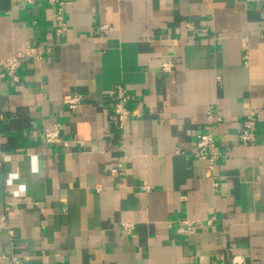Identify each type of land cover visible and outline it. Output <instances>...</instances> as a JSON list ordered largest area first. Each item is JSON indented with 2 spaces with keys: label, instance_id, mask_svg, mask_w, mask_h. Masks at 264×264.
<instances>
[{
  "label": "crops",
  "instance_id": "obj_1",
  "mask_svg": "<svg viewBox=\"0 0 264 264\" xmlns=\"http://www.w3.org/2000/svg\"><path fill=\"white\" fill-rule=\"evenodd\" d=\"M65 2L57 42L45 1L0 0V60L27 42L48 50L17 84L0 71V217L14 232L9 244L0 231V264H264V0ZM249 110L253 147L238 142ZM54 124L63 142L45 144ZM206 132L225 154L216 187L193 157Z\"/></svg>",
  "mask_w": 264,
  "mask_h": 264
},
{
  "label": "built area",
  "instance_id": "obj_2",
  "mask_svg": "<svg viewBox=\"0 0 264 264\" xmlns=\"http://www.w3.org/2000/svg\"><path fill=\"white\" fill-rule=\"evenodd\" d=\"M27 5H33L41 0H23ZM53 9V22H54V39L57 42L63 40L64 35L67 31L65 18L67 15V7L65 0H43ZM248 3H258L261 0H245ZM104 30L102 27L99 28V31ZM47 47L41 46L34 42H27L24 46V49L21 52L12 54L10 57L0 60V71L1 77L6 78L12 84L18 83V75L20 68L28 63H41L43 62L45 55L47 54ZM246 59V57H244ZM174 69V63L171 60H167L161 63L160 70L164 74L172 72ZM114 94V103L112 114L115 120L119 123L125 122L129 119L132 114L127 108L129 101V96L126 89L118 85L113 90ZM80 95L65 96L62 98V103L70 111H75L81 103ZM256 111L249 110L242 122L241 132L238 135V142L243 146L253 147L258 144V141L255 136V118L257 116ZM0 132V139H1ZM41 139L45 144L55 145L63 142L61 137V125L54 124L49 128H45L41 132ZM195 152L194 159L203 163L206 172L210 175L213 186L218 185L219 177L215 172V167L219 160L225 158V154L218 152L215 148V140L211 132L197 134L195 138ZM7 160V155L0 148V168L3 167L4 163ZM113 174L118 176L121 174V167H117L112 170ZM147 189V187H145ZM8 209L6 208V211ZM195 224L194 222L184 221L179 223L177 232L180 234L190 235L194 232ZM0 231L5 232L9 244L11 243L14 232L9 226L6 217H0ZM1 259L5 264H23L22 259L13 254L9 253L7 255L1 256ZM230 264H246L245 259L242 256L234 255L231 258Z\"/></svg>",
  "mask_w": 264,
  "mask_h": 264
},
{
  "label": "clouds",
  "instance_id": "obj_3",
  "mask_svg": "<svg viewBox=\"0 0 264 264\" xmlns=\"http://www.w3.org/2000/svg\"><path fill=\"white\" fill-rule=\"evenodd\" d=\"M33 171L35 172V169H33Z\"/></svg>",
  "mask_w": 264,
  "mask_h": 264
}]
</instances>
